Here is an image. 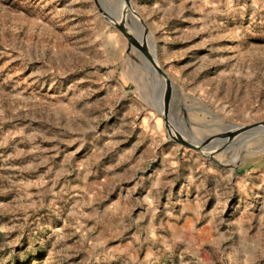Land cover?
Masks as SVG:
<instances>
[{"label":"rangeland","instance_id":"rangeland-1","mask_svg":"<svg viewBox=\"0 0 264 264\" xmlns=\"http://www.w3.org/2000/svg\"><path fill=\"white\" fill-rule=\"evenodd\" d=\"M263 120L264 0H0V264H264Z\"/></svg>","mask_w":264,"mask_h":264},{"label":"water","instance_id":"water-1","mask_svg":"<svg viewBox=\"0 0 264 264\" xmlns=\"http://www.w3.org/2000/svg\"><path fill=\"white\" fill-rule=\"evenodd\" d=\"M161 71V70H160ZM264 128V120L263 121H257L252 124L248 125H243V126H236L233 129H230L229 131L223 133L221 136L215 137L214 140H206V141H196V140H187L184 137L178 136V140L183 142L184 144L200 149V150H205V149H210L211 147H216V146H228L230 142H232L241 131L248 132V134L254 133L257 129Z\"/></svg>","mask_w":264,"mask_h":264},{"label":"bare ground","instance_id":"bare-ground-1","mask_svg":"<svg viewBox=\"0 0 264 264\" xmlns=\"http://www.w3.org/2000/svg\"><path fill=\"white\" fill-rule=\"evenodd\" d=\"M232 129V128H231ZM239 137V135L237 136ZM250 139H243V136L242 137H239L242 139V141H244V143L248 142V141H251L250 143H253L254 141H258V139H262L264 140V128H260V129H257L256 131H254V133L250 134L249 135ZM252 137V138H251ZM248 140V141H247ZM260 141V140H259ZM261 143V142H260ZM259 144V143H257ZM233 145V144H232ZM262 145V144H260ZM234 147V146H232ZM262 147V146H261ZM245 148V147H244ZM239 149V148H238Z\"/></svg>","mask_w":264,"mask_h":264}]
</instances>
